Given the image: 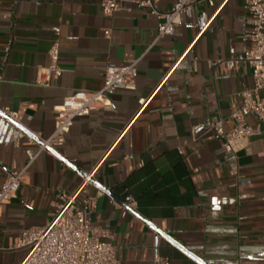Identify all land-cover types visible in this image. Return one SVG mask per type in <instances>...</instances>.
<instances>
[{
	"label": "crops",
	"instance_id": "crops-1",
	"mask_svg": "<svg viewBox=\"0 0 264 264\" xmlns=\"http://www.w3.org/2000/svg\"><path fill=\"white\" fill-rule=\"evenodd\" d=\"M101 1L0 0V113H17L16 121L0 116V187L28 161L25 139L13 144L19 130L47 139L64 98L99 90L107 66L137 62L133 90L76 118L56 154L42 152L29 166L16 197L0 207V247L45 225L60 188L77 202L97 196L87 218L113 234L119 264H153L156 256L169 264H199L193 257L264 264V139L253 137L247 149L228 155L210 134L191 138L196 123L228 119L236 94L252 87L246 66L228 72L224 64L247 46L241 0L197 6L195 14L210 16L200 34L194 18H183L173 35L160 38L147 10L119 0L122 9L106 16ZM174 1L153 4L169 12ZM55 26L57 78L44 71ZM246 122L256 124L252 116ZM27 255L0 250V264H22Z\"/></svg>",
	"mask_w": 264,
	"mask_h": 264
},
{
	"label": "built area",
	"instance_id": "built-area-1",
	"mask_svg": "<svg viewBox=\"0 0 264 264\" xmlns=\"http://www.w3.org/2000/svg\"><path fill=\"white\" fill-rule=\"evenodd\" d=\"M224 0H175L169 12L158 11L153 0H131L136 9L147 10L157 21V37L171 36L181 25L182 19H195L197 33H202L210 21V16L204 10L195 14L199 5L213 7ZM246 14V29L244 39L247 42L245 50L224 61L228 72L238 69L242 64L249 69L252 79L250 89L240 90L236 97L238 104L232 109L228 119L210 118L196 123L191 128V138L199 139L204 135H212L221 142L226 154L236 155L248 148L251 138L264 139V0H241ZM100 10L103 15L110 16L122 9L119 0H102ZM130 10V9H127ZM55 39L47 51L49 66L44 70L53 78L60 76L59 42L60 29L52 27ZM109 30H104L108 35ZM136 61H127L121 66H107L103 73L102 87L97 91H75L63 99L59 107L54 109L56 120L53 133L47 139L27 136L19 130L14 146L18 147L25 139L27 163L6 173L0 187V207L14 199L24 182L29 166L42 153H50L65 142L76 118L86 117L97 109L111 105V97L120 90H133L132 81L137 75ZM144 98L137 101L139 106ZM5 115L16 121L17 113L6 109ZM252 116L255 126H250L246 118ZM230 123L225 129L224 124ZM101 193H97L100 195ZM52 212L45 225L21 230L11 246L0 250L27 249L28 255L22 264H119L116 258L113 234L106 228L92 225L87 216L95 205L97 196L88 197L81 202L75 200V195L57 188L54 191ZM127 205L134 201L127 196ZM153 264H169V261L156 256Z\"/></svg>",
	"mask_w": 264,
	"mask_h": 264
},
{
	"label": "water",
	"instance_id": "water-1",
	"mask_svg": "<svg viewBox=\"0 0 264 264\" xmlns=\"http://www.w3.org/2000/svg\"><path fill=\"white\" fill-rule=\"evenodd\" d=\"M0 116L1 117H5V118H7L5 115H3V114H1L0 113ZM8 119V118H7ZM21 130H23V129H21ZM24 131V130H23ZM25 132V131H24ZM50 152H52V153H54V154H56V152L54 151V150H50ZM103 193H105L106 195H108L109 197H111V198H113V199H115V200H117L108 190H106V189H104V188H102V187H98ZM120 203L123 205V207L126 209V210H128V211H131V209L124 203V202H121L120 201ZM133 214H135L133 211H131ZM160 235H162L159 231H157ZM173 242V241H172ZM174 245H175V243H173ZM175 246H177L178 248H180L181 249V247H179L178 245H175ZM181 250H183V249H181ZM188 254V253H187ZM199 264H204V263H202L199 259H197V258H195V257H193Z\"/></svg>",
	"mask_w": 264,
	"mask_h": 264
}]
</instances>
